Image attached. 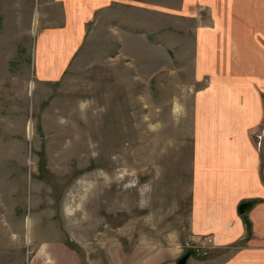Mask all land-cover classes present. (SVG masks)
Returning a JSON list of instances; mask_svg holds the SVG:
<instances>
[{
    "label": "rangeland",
    "instance_id": "obj_1",
    "mask_svg": "<svg viewBox=\"0 0 264 264\" xmlns=\"http://www.w3.org/2000/svg\"><path fill=\"white\" fill-rule=\"evenodd\" d=\"M134 1L55 80L63 65L47 73L37 62L45 30L63 39L58 4L0 0L2 264L55 241L84 264H109L105 251L119 259L116 244L124 253L147 245L167 264L192 248L197 260L210 257L211 238L192 237L189 224L192 94L210 87L208 78L194 85V29L210 28L213 10L210 0ZM262 169L264 180V157Z\"/></svg>",
    "mask_w": 264,
    "mask_h": 264
},
{
    "label": "crops",
    "instance_id": "obj_2",
    "mask_svg": "<svg viewBox=\"0 0 264 264\" xmlns=\"http://www.w3.org/2000/svg\"><path fill=\"white\" fill-rule=\"evenodd\" d=\"M52 2L58 4L64 35L54 41V30L42 33L37 64L47 73L49 66L62 64L55 80L88 36L104 31L100 25L116 26L120 12L135 6L134 0ZM210 8L214 24L194 29L200 43L193 48L198 68L194 85L208 78L210 87L195 88L192 94L191 192L196 209L189 226L192 237L211 238L213 250L205 260L189 258L186 264H264V144L258 151L254 142V134L264 128V0H210ZM58 45L64 47L61 55L56 53ZM36 74L41 75L39 70ZM246 201L256 203L238 214V206ZM116 247L117 260L105 251L109 264H167L160 251L147 245H135L126 253ZM20 260L19 264H84L62 241L40 243L25 262L23 255Z\"/></svg>",
    "mask_w": 264,
    "mask_h": 264
},
{
    "label": "water",
    "instance_id": "obj_3",
    "mask_svg": "<svg viewBox=\"0 0 264 264\" xmlns=\"http://www.w3.org/2000/svg\"><path fill=\"white\" fill-rule=\"evenodd\" d=\"M255 203L256 201H246V202L241 203L238 206V214L242 215L248 212ZM196 253L197 251L194 248L187 250L177 259L176 264H186L189 258L197 257Z\"/></svg>",
    "mask_w": 264,
    "mask_h": 264
},
{
    "label": "built area",
    "instance_id": "obj_4",
    "mask_svg": "<svg viewBox=\"0 0 264 264\" xmlns=\"http://www.w3.org/2000/svg\"><path fill=\"white\" fill-rule=\"evenodd\" d=\"M263 135H264V132L263 131L261 132V134L258 135V140H259L258 145L260 144V141H261Z\"/></svg>",
    "mask_w": 264,
    "mask_h": 264
}]
</instances>
